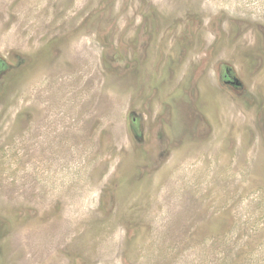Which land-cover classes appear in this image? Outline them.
I'll return each instance as SVG.
<instances>
[{"label": "rangeland", "instance_id": "obj_1", "mask_svg": "<svg viewBox=\"0 0 264 264\" xmlns=\"http://www.w3.org/2000/svg\"><path fill=\"white\" fill-rule=\"evenodd\" d=\"M0 264H264V0H0Z\"/></svg>", "mask_w": 264, "mask_h": 264}, {"label": "flooded vegetation", "instance_id": "obj_2", "mask_svg": "<svg viewBox=\"0 0 264 264\" xmlns=\"http://www.w3.org/2000/svg\"><path fill=\"white\" fill-rule=\"evenodd\" d=\"M222 77L226 82H231L232 75L230 74L229 70H225L222 74Z\"/></svg>", "mask_w": 264, "mask_h": 264}, {"label": "water", "instance_id": "obj_3", "mask_svg": "<svg viewBox=\"0 0 264 264\" xmlns=\"http://www.w3.org/2000/svg\"><path fill=\"white\" fill-rule=\"evenodd\" d=\"M233 83H235V84H238V82L236 81V82H233Z\"/></svg>", "mask_w": 264, "mask_h": 264}]
</instances>
